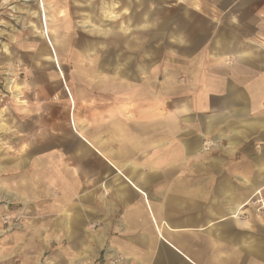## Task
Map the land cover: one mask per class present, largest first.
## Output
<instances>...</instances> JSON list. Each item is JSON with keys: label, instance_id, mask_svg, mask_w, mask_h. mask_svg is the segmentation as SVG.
Wrapping results in <instances>:
<instances>
[{"label": "rangeland", "instance_id": "1", "mask_svg": "<svg viewBox=\"0 0 264 264\" xmlns=\"http://www.w3.org/2000/svg\"><path fill=\"white\" fill-rule=\"evenodd\" d=\"M158 9L155 0H0V264L167 260L119 237V215L107 212L115 173L92 146L99 135L100 149L117 147L107 137L113 120L146 121L158 100L171 108L172 47L156 44V26L170 27L172 14ZM46 15L65 42L58 65L32 58ZM163 34L165 43L171 30ZM204 142L199 159L213 147ZM251 214L264 211L252 203L235 219Z\"/></svg>", "mask_w": 264, "mask_h": 264}, {"label": "crops", "instance_id": "2", "mask_svg": "<svg viewBox=\"0 0 264 264\" xmlns=\"http://www.w3.org/2000/svg\"><path fill=\"white\" fill-rule=\"evenodd\" d=\"M155 2L157 15L172 14L170 27L156 26V44L172 47L171 108L158 100L146 121H111L117 147L93 137L115 173L107 212L119 215V237L157 248L163 264H264V215L235 219L264 191V0ZM50 19L32 58L57 62L65 42ZM204 141L213 147L199 159Z\"/></svg>", "mask_w": 264, "mask_h": 264}, {"label": "built area", "instance_id": "3", "mask_svg": "<svg viewBox=\"0 0 264 264\" xmlns=\"http://www.w3.org/2000/svg\"><path fill=\"white\" fill-rule=\"evenodd\" d=\"M204 146H205V148H210V145H208L207 143H205ZM260 146H264V142L261 143L260 145H257L256 148H259ZM258 202H260V205L258 204ZM263 202H264V200L262 199L259 192H257L256 197H254L252 200L253 205L257 206L259 210L264 211V208H262V206H261V205H263L262 204Z\"/></svg>", "mask_w": 264, "mask_h": 264}, {"label": "bare ground", "instance_id": "4", "mask_svg": "<svg viewBox=\"0 0 264 264\" xmlns=\"http://www.w3.org/2000/svg\"><path fill=\"white\" fill-rule=\"evenodd\" d=\"M260 194V193H259ZM256 195H257V192L253 195V197H252V199H251V203H252V200H253V198L254 197H256ZM258 204L260 205V202H258ZM263 205H261L262 206V208H264V202L262 203ZM233 214V213H232ZM237 215H234V217H236Z\"/></svg>", "mask_w": 264, "mask_h": 264}]
</instances>
